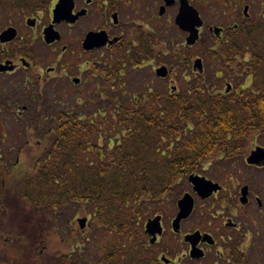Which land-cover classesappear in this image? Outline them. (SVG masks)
<instances>
[{
    "label": "trees",
    "instance_id": "1",
    "mask_svg": "<svg viewBox=\"0 0 264 264\" xmlns=\"http://www.w3.org/2000/svg\"><path fill=\"white\" fill-rule=\"evenodd\" d=\"M38 3L0 0V14ZM191 3L227 15L240 10L210 46L199 43L205 73L187 79L193 55L176 50L166 34V62L180 69L173 91L137 90L129 83L133 75H120L116 63L95 64L98 85L85 106L53 107L35 98L21 116L0 112V264H161L144 220L181 194L202 164L264 132V0ZM147 34L151 50L159 37ZM19 53L14 47L3 58ZM225 81L234 83L231 95L219 91ZM30 140L35 155L23 168ZM79 211L91 228L86 235L65 232L71 252L49 256L35 246L47 229L69 224Z\"/></svg>",
    "mask_w": 264,
    "mask_h": 264
},
{
    "label": "flooded vegetation",
    "instance_id": "2",
    "mask_svg": "<svg viewBox=\"0 0 264 264\" xmlns=\"http://www.w3.org/2000/svg\"><path fill=\"white\" fill-rule=\"evenodd\" d=\"M11 1L18 3L31 0ZM58 1L39 0L36 6L29 5V10L27 11L20 8H8L4 12H1L0 17L2 20L9 21L13 19L14 21H24L28 30H30L27 31L26 28L20 29L18 26L5 28H13L16 34L11 42L5 43L4 45H8L9 47V44L12 43L13 48H18L20 53L15 55L14 59H8L3 58V55L7 54L13 48H5L3 51H0V65L5 66L7 64L8 67L12 68L10 70L0 71V77L4 78L6 76L11 77L12 75H17V79L19 78L20 82L13 84L11 81L7 83L3 81V78L1 79L0 101L3 100V103H0L1 109L5 107L7 95L21 96V102H27L30 107L32 100L40 95L39 86L41 84L46 85V88L49 90L56 88L57 85L55 86V84L65 86L60 92L61 97L62 95L64 96L67 89H81L88 82V88L96 87L98 85L97 77L91 76L95 64L102 67L116 63L119 66L120 75L124 76V73L129 72L135 76L136 69H140L144 64L156 61L158 64L156 69L160 67L165 68L168 76L174 70L175 75L176 71L180 73L179 67L174 68L169 64L173 69L171 72L165 65L168 63L166 62L165 45L167 28L164 25L146 29L142 23L144 20H141V23L137 20H132L131 22H127L126 25L118 21V14L120 13L122 5L130 3L133 0H72L73 8L71 13L73 16L79 14L77 20L74 24L61 22L55 25L54 29L60 34L59 41L51 45H46L43 40V31L51 24L53 10ZM176 4L178 12V0H174V4L165 7L164 13L159 15V8L163 6L162 2V5L158 8L157 16L161 18L166 14L167 10L174 8ZM145 6H147L146 2L143 1L139 10L145 9ZM42 13L47 15L48 20L47 23L41 26V42L45 48H52L53 46L60 48V56H62L60 61H48V59L50 60L53 57L52 55L47 57V61L34 60L32 58V52L35 50V37L33 36L37 34L35 30L40 26L37 16ZM134 13H136L135 17L140 16L139 11L138 13L134 11ZM113 16H116V22H114ZM175 16L173 17V23ZM123 26L126 30L130 27V30L125 31L122 29ZM62 29L67 30L69 33H72L73 30H78L79 36L77 35L78 37L74 39V35L71 34V36H66V38L61 31ZM102 31L107 34L111 44L106 43L103 47L88 51L85 50L83 48V42L86 36L89 33L96 34ZM149 31L152 35L159 37V43H153L151 50L147 42V33ZM21 32H29L33 36H25L23 38ZM140 32L144 33L142 39L139 34ZM29 33L27 34L29 35ZM178 34H183L185 39L186 34H180L179 32ZM208 34L210 35V39L213 40L214 37L218 38L221 36L222 32L217 36L210 32L208 28ZM37 35L40 37L39 33ZM70 37L71 40L68 39ZM67 40L72 41L76 45L79 50L78 55H70V46L65 43ZM171 45L178 51H181V48L185 47L184 44L177 46L175 41H172ZM192 48L184 49L190 50ZM101 51L102 55L99 59L88 61L87 63H82V61L74 59L75 57L78 58L82 53L91 54ZM189 55L194 54L190 52ZM195 60L196 57L186 64L184 74H187L189 66H193ZM58 63H60L59 67L57 66ZM84 64H87V68L85 69H83ZM156 69L154 70V74ZM192 71L196 70L192 67ZM54 72L56 73L55 77ZM166 78H158V80L165 81ZM231 93L232 90L223 92L224 95H231ZM244 93L242 92L241 94ZM8 108L12 109L11 106ZM22 110L27 111L28 107L24 106ZM253 137L244 141L241 147L227 148L226 153L219 154L215 158L205 162L201 166V171L193 173V175L200 177L209 176L207 174L209 166L214 162L221 161V170H218L219 174H221L220 179L216 177H204L219 186L217 191L212 192L208 197L202 198L193 190V186L189 184L191 188L184 189L179 194V197L175 199L176 212L174 215L170 216L168 220H165V216L167 215L162 210L156 215L160 217L163 234L165 228L161 222H173L175 220L179 212L177 206L178 201L186 194L192 199L191 213L185 219L180 220L178 231L173 233L177 239V241L173 242V249H171V242H165V247L176 251L175 258L176 261H180L179 263L264 264V132H258ZM230 141L231 139L226 140L227 143ZM253 153H255L253 155L255 162L249 163V159ZM187 224L192 227L190 229L184 228ZM189 236H193L194 238L189 239ZM157 240L155 242L156 245H158ZM193 247L195 254H199L200 257L191 256ZM171 256L168 252L163 251L161 257L167 263L161 262V264H175L176 261Z\"/></svg>",
    "mask_w": 264,
    "mask_h": 264
},
{
    "label": "rangeland",
    "instance_id": "3",
    "mask_svg": "<svg viewBox=\"0 0 264 264\" xmlns=\"http://www.w3.org/2000/svg\"><path fill=\"white\" fill-rule=\"evenodd\" d=\"M126 1V0H125ZM146 2V5L144 8L145 9H141L139 10V7L141 6L142 2ZM162 5L161 0H133L130 3H125L124 5H122L121 9H120V13L118 14V21L121 22V24H125L127 22H131L132 20H137L138 22H142L141 20H144L142 23L144 24L146 29H152L153 27L159 26V25H164L167 29H166V34L169 35L174 38L175 43L177 44V46H180V44H183L184 42V35H179L178 32H176L175 30H173L172 28H174L173 26V17L175 16L176 12H177V4L174 8H171L169 10L166 11V14L164 16H162L161 18H159L158 15V8L159 6ZM134 11H139L140 16H136V13H134ZM201 18L204 22V25L202 27V29L200 30L201 32V36H202V42L205 43H209L207 45H211L209 40V34H208V27H215V28H223L226 26V24H233L236 22L237 19V15L239 14L240 10H236L235 12L228 14L225 13H221L220 11H216L213 8H210L209 6H204L202 11H200L198 9ZM251 11V10H250ZM249 11V13H250ZM133 13V14H132ZM35 17V16H34ZM141 18V19H140ZM225 18H227L226 20H224ZM37 20L40 22V26H38L35 30V33H39L40 37L36 34L35 36H33L31 33H29V35L25 32H21V35L23 36V38L25 36L30 37L33 36L35 37V45H34V52H32V58L34 60H46L47 61V57L49 55H52L53 57L50 58V60L48 59V61L51 62H57L60 61L62 59V56H60L61 54V50L60 48H58L57 46H53L52 48H45L44 44H42L41 42V26L44 25L45 23H47V15L42 13L39 14L37 16ZM137 26V24H135ZM10 26H18L20 29H27L28 27L25 25L24 21H14L13 19L6 21V20H2V18L0 17V31L5 29L6 27H10ZM125 31L130 30V27H128V30H126V28L123 26V28ZM63 35L66 37L71 36V34L74 35V39H76L79 36V32L78 30H73L72 33H69L67 30L62 29L61 30ZM33 32V31H32ZM169 33V34H168ZM78 35V36H77ZM64 37V38H65ZM66 37V38H67ZM32 38V37H31ZM170 38V37H169ZM71 40V37L68 38ZM67 40L65 41V43L67 45L70 46V55L74 56V55H78L79 50L77 49L76 45L70 41ZM10 46L8 47V45H4V44H0V51H3L5 48H9L12 49L13 48V44H9ZM39 45V46H38ZM43 45V46H42ZM175 48V47H174ZM194 53L197 55L198 58L199 54H198V49H196L194 51ZM30 55V54H29ZM102 55V51L98 52V53H91V54H84L82 53L81 55H79V57H75L74 59H77L79 61H82V63L84 62H88V61H92V60H97L101 57ZM31 56V55H30ZM65 57V56H64ZM203 63V73H205L208 70L209 64L206 63L205 61L202 62ZM59 64H57V66L59 67ZM157 62L156 61H152L149 62L147 64H144L140 69H136L135 70V78L130 80V85L131 86H136L135 89L137 90H141V91H146V90H153V89H164V90H168V91H172L175 89L176 84H177V77H178V73L175 76L171 75L165 80H158V78L155 76L154 74V70L157 67ZM170 70L171 72L173 71V69L171 68V66L169 64H165ZM216 65H214L215 67ZM212 67V68H214ZM87 68V64L83 65V69ZM175 73V70L173 71ZM192 75H197L198 72L197 71H192V65L189 66V70L187 71L186 77L187 79L189 78L188 74ZM56 76V73L54 72V77ZM53 77V78H54ZM3 77H0V81ZM4 82L9 83L10 81L13 82V84L20 82L19 78L17 79V75H12L11 77H4L3 78ZM229 81H225V83L221 84V89H219V91L223 92L226 83ZM89 83V82H88ZM88 83H85L83 87H81V89H74V88H70L66 90V93L64 94V96L62 95V97L60 96V92L65 88V86H61L60 84H55L56 88L54 89H47L46 85L41 84L39 86L40 88V95H44L48 98L51 99V105L53 107H60L63 105H68L71 104L73 101L76 103V100L82 104L81 106H85L86 101L88 100L89 93H92L91 89L92 87L88 88ZM230 83V82H229ZM232 86H234V83H230ZM246 85H249V80L246 81ZM22 100H15L13 103V113H17L19 111H21V109L26 106V102H21ZM1 104L3 102H0ZM89 110V109H88ZM10 122V121H9ZM7 122V128L8 129H12L15 128L14 125L12 123ZM13 126V127H11ZM30 154L28 155H22L20 157V161L21 162V167H28V164L31 160V156L35 155V150H36V142L35 140H30ZM31 155V156H30ZM218 170H221V161L220 162H214L212 163L209 168L207 169V174L209 176H203V177H216L217 179L221 178V174H219ZM223 171V170H222ZM182 188L183 189H190L191 187L189 186L187 180L184 181V183L182 184ZM177 196V197H176ZM179 197L178 193H175L174 196L172 198H168L167 201H165L163 204L159 205L158 210L159 211H163V213L167 216H165V220H168L170 218V216L174 215V213L176 212V206H175V199H177ZM80 213H77L73 219L69 220V224L66 223L62 226L59 227H50L49 229H47L44 232V236L40 237V239H43L42 242H40V244H35V246L41 250V252L46 253L49 256H56V257H60L63 255L68 254L69 252H71L73 250V245L70 243V241L68 240L67 236L65 235V232L68 230L71 231H79L82 235H86L90 228H91V222L90 219L83 213V211H79ZM152 215V214H151ZM151 215L149 217H151ZM161 215V214H160ZM79 218H86L88 220L87 222V227L83 230H80L77 219ZM145 220L142 223V225L144 226L145 224ZM162 226L165 228L162 236L160 238H158L157 240V248L154 250L158 259L160 258V256L162 255V251L168 252L169 254H171V258L175 259V254L176 251L171 250L173 249V242L177 241V239L175 238V236L173 235V232L171 230V222H161ZM68 224V226H66ZM192 226L187 224L184 226V228L186 229H190ZM147 238V237H146ZM148 239V238H147ZM165 242L169 243L171 242V249L169 247H165ZM35 247V248H36ZM173 253H174V257H173ZM82 258L85 257L83 254L81 255ZM88 257V256H87ZM178 257V255H177ZM86 258V257H85ZM180 261H176L175 264H182L179 263Z\"/></svg>",
    "mask_w": 264,
    "mask_h": 264
},
{
    "label": "water",
    "instance_id": "4",
    "mask_svg": "<svg viewBox=\"0 0 264 264\" xmlns=\"http://www.w3.org/2000/svg\"><path fill=\"white\" fill-rule=\"evenodd\" d=\"M164 6H162L159 9V15H162L164 13L165 7H169L174 4V0H163ZM72 8L73 3L72 0H59L57 5L55 6L53 10V20L52 24L44 29L43 36H44V42L46 44H51L57 40H59V34L53 30L54 24H59L61 22H67L70 24H74L77 20L78 15L73 16L72 15ZM248 7L246 6L244 8V13L247 14ZM114 22H116V16H113ZM174 24L176 27L185 33H188V36L185 39V45L187 47L193 46L196 41L199 38V29L203 25V21L199 17V14L197 10L192 7L187 0H179V9L178 13L175 16ZM216 33H218V29H214ZM15 30L12 28H9L5 31H3L0 34V42L5 43L9 42L15 37ZM116 41V40H115ZM106 43L111 44V42L108 40L107 34L102 31L99 33H89L84 42H83V48L85 50H91L94 48L103 47ZM194 68H198L201 70V61L197 60L195 62ZM12 69L11 67H8L6 64L5 66L0 65V71H6ZM156 75L161 78H165L167 76V70L165 68H159L156 70ZM229 88V86H228ZM249 159V163H254L255 160L253 158V155ZM188 181L193 185V190L202 198L208 197L212 192L218 190V186L211 183L210 181H207L203 177L198 176H189ZM179 212L175 218V220L172 222V228L173 231L176 232L179 229V223L180 220L185 219L188 217V215L191 213L192 210V199L189 195H184V197L178 201L177 203ZM80 229H84L86 225L85 219H79L78 220ZM145 234L150 237V244H154L156 240V236H160L162 234V228L160 226V217H155L153 219H149L145 224ZM193 239V236H189V239ZM191 256L193 257H200L199 254H195L194 247L191 251ZM164 262L167 263L165 259H162Z\"/></svg>",
    "mask_w": 264,
    "mask_h": 264
}]
</instances>
